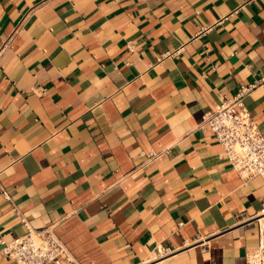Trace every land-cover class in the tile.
<instances>
[{"label":"crops","instance_id":"obj_1","mask_svg":"<svg viewBox=\"0 0 264 264\" xmlns=\"http://www.w3.org/2000/svg\"><path fill=\"white\" fill-rule=\"evenodd\" d=\"M249 84L264 137V0H0V264L50 225L61 264H248L264 178L201 122Z\"/></svg>","mask_w":264,"mask_h":264},{"label":"built area","instance_id":"obj_2","mask_svg":"<svg viewBox=\"0 0 264 264\" xmlns=\"http://www.w3.org/2000/svg\"><path fill=\"white\" fill-rule=\"evenodd\" d=\"M254 87L255 84L243 85L231 97L220 96L214 109L203 114L201 122L202 127L211 130L223 149L224 157L243 180L253 176L264 178V137L243 103V97ZM3 195L7 197L4 191ZM251 218L257 228L259 243L246 254V262L264 264V203ZM52 226L40 230L28 228L22 236L8 242L1 241L2 254L15 264L70 263L71 255ZM175 251L171 245H157L155 258L161 260Z\"/></svg>","mask_w":264,"mask_h":264}]
</instances>
